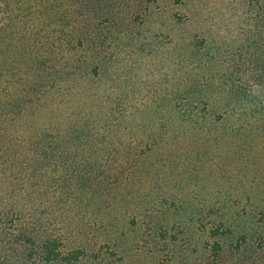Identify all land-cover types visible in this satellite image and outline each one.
<instances>
[{
	"label": "rangeland",
	"instance_id": "1",
	"mask_svg": "<svg viewBox=\"0 0 264 264\" xmlns=\"http://www.w3.org/2000/svg\"><path fill=\"white\" fill-rule=\"evenodd\" d=\"M68 1L0 0V26L91 40L48 100L109 170L0 195V264H44L51 236L74 264H264V0Z\"/></svg>",
	"mask_w": 264,
	"mask_h": 264
},
{
	"label": "trees",
	"instance_id": "2",
	"mask_svg": "<svg viewBox=\"0 0 264 264\" xmlns=\"http://www.w3.org/2000/svg\"><path fill=\"white\" fill-rule=\"evenodd\" d=\"M5 7L11 9V5ZM54 8L63 11L65 7L61 2ZM17 21L11 17L0 26L3 32L0 35V195L31 198L30 187L26 186L34 179L43 182L39 192L48 196L62 194L66 185L69 191L76 186L83 191L92 180L91 173L100 177L109 170L107 162L92 160L94 156L105 158L108 153L90 145L81 148L94 137L89 138L87 131L79 132L75 125L66 132L48 99L63 86L65 77L77 70V63L87 59L92 42L84 33L81 37L58 31L50 35L23 34L25 29L38 26L27 25L17 32ZM58 24L61 32L69 27L62 20ZM6 25L14 32H8ZM46 113L47 119L42 121ZM117 153L125 158V154L118 150ZM50 167L52 171L47 173ZM18 211V208L12 210L14 215ZM28 231L20 238L35 245L37 227ZM62 247L61 240L51 236L43 240L35 253L44 264H74L85 255L84 250L64 254Z\"/></svg>",
	"mask_w": 264,
	"mask_h": 264
}]
</instances>
